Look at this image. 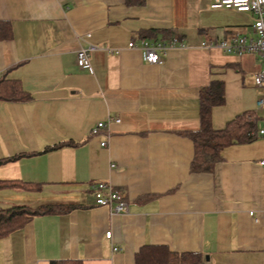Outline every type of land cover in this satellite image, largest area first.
Wrapping results in <instances>:
<instances>
[{
    "label": "crops",
    "instance_id": "obj_1",
    "mask_svg": "<svg viewBox=\"0 0 264 264\" xmlns=\"http://www.w3.org/2000/svg\"><path fill=\"white\" fill-rule=\"evenodd\" d=\"M212 1L0 0L11 30L0 39V77L26 93L0 98V179L18 185L0 188V209L72 206L1 238L0 264H135L145 245L198 253L200 264H264V222L248 215L264 211V136L224 147L211 172L190 170L184 133L200 128L211 81L224 87L213 129L245 111L264 126L260 56L201 46L252 35L255 16ZM173 38L160 64L129 46ZM88 44L90 68H80L76 51ZM96 182L119 191L128 211L97 205Z\"/></svg>",
    "mask_w": 264,
    "mask_h": 264
},
{
    "label": "trees",
    "instance_id": "obj_2",
    "mask_svg": "<svg viewBox=\"0 0 264 264\" xmlns=\"http://www.w3.org/2000/svg\"><path fill=\"white\" fill-rule=\"evenodd\" d=\"M127 5H143L145 0H125ZM10 26L0 21V39L10 37ZM26 93L12 80L0 77V98L20 99ZM224 102V87L221 81H211L200 91V128L184 133L193 141L194 155L190 164L191 172H211L217 162L222 160L221 151L234 143H246L254 140L258 130L259 117L253 111H245L228 121L224 128L213 129L211 109ZM253 133V135L251 134ZM1 163V161H0ZM18 186L16 183L0 179V188ZM72 206L59 207L45 205L31 207L14 204L0 209V239L22 229L35 216L68 211ZM202 256L198 253H173L161 246H143L135 255V264H200ZM50 264H79L74 261H50Z\"/></svg>",
    "mask_w": 264,
    "mask_h": 264
},
{
    "label": "built area",
    "instance_id": "obj_3",
    "mask_svg": "<svg viewBox=\"0 0 264 264\" xmlns=\"http://www.w3.org/2000/svg\"><path fill=\"white\" fill-rule=\"evenodd\" d=\"M210 7L213 9H234L238 12H251L254 14L255 20L252 24V35L233 34L220 40H205L201 42V46L207 49L217 47L229 54L257 53L260 56L262 65L254 77V82L256 86L264 87V0H213L210 3ZM175 43L176 38H173L172 43L169 45L164 42H150L141 39L138 44L130 42L129 46L138 47L142 53V59L146 63L160 64L163 61L164 55H166L170 47H174ZM95 48L94 45L88 44L76 51V63L78 67L90 68V52ZM257 106L259 108L264 107V94L258 99ZM115 121L118 122L119 119ZM104 126L105 123L99 121L91 132L94 134L98 128ZM251 134L253 135V133ZM254 135L264 136V126L254 132ZM104 143L102 142L101 144L104 145ZM260 163L264 165V160ZM90 187L93 190L94 201L97 205L108 208L112 213H126L128 211V203L111 184L96 182L91 184ZM248 215L256 221L264 222V211L250 210L248 211ZM105 236L110 238L111 232H106Z\"/></svg>",
    "mask_w": 264,
    "mask_h": 264
}]
</instances>
